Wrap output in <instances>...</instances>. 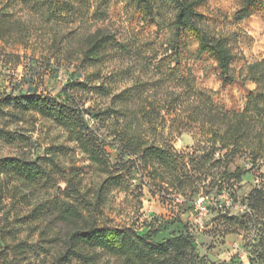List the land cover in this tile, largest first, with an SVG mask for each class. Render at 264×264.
<instances>
[{"label":"trees","instance_id":"trees-1","mask_svg":"<svg viewBox=\"0 0 264 264\" xmlns=\"http://www.w3.org/2000/svg\"><path fill=\"white\" fill-rule=\"evenodd\" d=\"M132 1L146 21H155L157 2H169L174 8L170 24L173 34L165 49L172 54L157 61L155 57L143 61L142 66L153 72V78L134 75L131 67L102 76V67L112 55L124 57L130 49L112 33L98 29L84 38L76 53L77 67L85 74L68 80L56 96L31 87L28 78L24 93L17 84V95L0 97L1 121L10 118L20 122L32 117L63 130L65 141L87 158L98 178L93 187L83 186L81 173L63 161L69 156L70 147L50 145L42 154H27L24 149L31 151L34 142L0 129V141L6 147L22 149L18 154H4L0 150V260L6 248L1 221L17 208L25 210L28 225H41L51 219L69 228L58 258L64 263L76 260L80 264H215L196 254L195 243L186 234L157 241L152 228L139 234L132 227L99 225L96 215L110 193L127 192L136 175L159 189L166 185L176 194L193 195L199 192L201 182L208 181V189L219 187L235 157L245 156L253 167L264 162V61L248 64L244 75L238 77L241 84L248 81L255 85L253 90L246 91L243 110L226 111L213 102L208 90L196 87L195 79L183 70L179 57L177 39L181 33L190 34L197 43V54H207L214 61L222 83L235 81L229 46L200 24L203 16L196 11L200 0ZM20 3L48 20L59 17L64 7L70 6V0ZM259 12H264V0H242L235 19L243 21ZM15 36L19 41L25 39L23 25L12 24L0 10V39ZM138 57L140 60L141 56ZM119 75L129 78L131 83L121 90L116 87ZM90 96H96V102L83 108ZM86 116L95 120L96 126H90ZM189 129L197 131L199 139L187 151L176 150L163 133L168 130L181 134ZM111 149H115L113 161ZM244 174L239 170L236 178ZM61 182L65 184L62 192ZM247 199L249 212L230 220L245 229L252 222L258 237L256 227L264 228V181L252 188ZM258 243L263 249L258 257L264 264V236H260ZM250 262L255 264L254 259Z\"/></svg>","mask_w":264,"mask_h":264},{"label":"rangeland","instance_id":"rangeland-1","mask_svg":"<svg viewBox=\"0 0 264 264\" xmlns=\"http://www.w3.org/2000/svg\"><path fill=\"white\" fill-rule=\"evenodd\" d=\"M200 2L196 8L197 13L203 16L200 24L211 35L224 39L229 46L232 53L231 74L235 81L222 83L214 61L207 54H197L196 41L186 33H181L177 39L182 68L193 76L197 88L211 93L218 107L226 111H242L246 91L253 90L255 85L248 81L241 84L238 77L244 75L248 64L264 61V12L236 21L235 13L240 9L242 0ZM72 6V15H68ZM0 10L12 24L23 25L27 33L23 41H19L17 35L0 39V97L10 93L17 95V84L24 93L28 78L31 87L56 96L68 80L77 79L76 74H85L77 67L76 53L82 47L84 38L98 29L112 33L118 42L130 49L124 57L112 55L102 67V76L131 67L134 75L150 79L153 72L142 66L143 61L154 57L157 61L172 54L165 49L173 34L170 24L174 8L166 1L155 4V21L144 20L140 8L132 0H70V6L64 7L59 17L50 20L23 6L20 0H0ZM138 56H141L140 60ZM130 84L129 78L118 76L117 88L121 90ZM96 100V96H90L83 108L93 106ZM86 119L90 126L95 125V120L88 116ZM0 129L16 132L34 142L31 151L24 149L27 154H42L43 149L50 145L70 147L69 156L63 159L65 164L81 173L85 188L98 183L91 164L74 145L65 141L63 130L49 127L46 122L32 117L20 122L10 118L0 120ZM163 133L178 151L193 148L199 139L193 129L181 134L168 130ZM0 150L4 154L22 152L20 148L6 147L1 141ZM114 152L115 149L112 150V161ZM239 170L245 171V174L238 179ZM227 173L219 187L208 189V181L201 182L199 192L193 195L176 194L166 185L159 189L152 186L148 179L133 176L127 192L110 193L105 206L96 215L97 223L132 227L139 234L152 228L156 230L153 239L157 241L186 234L194 241L196 254L215 264H251L250 259H254L255 264H262L258 255L263 249L258 241L260 236H264V228L258 225V237H255L252 222L245 229L230 218L244 214L245 207L248 209V194L255 185L259 186L264 181V162L253 167L245 156L235 157L228 164ZM64 187L61 182L60 192ZM202 197L208 211L201 216L203 228L200 229L195 223L198 214L194 211V202ZM224 198L231 200L232 206L225 211L218 210L217 204ZM25 216V210L15 208L3 217L1 225L6 248L0 264H80L76 260L64 263L58 259L62 252V240L69 228L51 219L41 225H28Z\"/></svg>","mask_w":264,"mask_h":264},{"label":"built area","instance_id":"built-area-1","mask_svg":"<svg viewBox=\"0 0 264 264\" xmlns=\"http://www.w3.org/2000/svg\"><path fill=\"white\" fill-rule=\"evenodd\" d=\"M256 182H258L257 179ZM204 202H205L204 197L199 198L196 202H194V211L198 214L197 218L195 219V223L198 225L200 229L203 228L201 216L206 214L208 211ZM231 206H232V202L228 198H224V200H222L220 204H217L218 210H223V211L227 210V208ZM243 212H249V210L245 207Z\"/></svg>","mask_w":264,"mask_h":264}]
</instances>
